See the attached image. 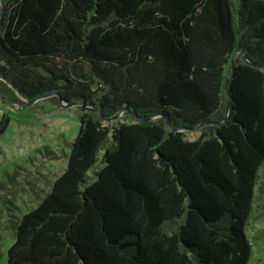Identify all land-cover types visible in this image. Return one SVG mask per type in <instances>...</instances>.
<instances>
[{"label": "trees", "instance_id": "16d2710c", "mask_svg": "<svg viewBox=\"0 0 264 264\" xmlns=\"http://www.w3.org/2000/svg\"><path fill=\"white\" fill-rule=\"evenodd\" d=\"M1 1L0 91L87 107L7 264H250L264 69L225 84L264 65V0Z\"/></svg>", "mask_w": 264, "mask_h": 264}, {"label": "rangeland", "instance_id": "374dc122", "mask_svg": "<svg viewBox=\"0 0 264 264\" xmlns=\"http://www.w3.org/2000/svg\"><path fill=\"white\" fill-rule=\"evenodd\" d=\"M82 111L78 105L61 106L57 94L26 105L0 99V119L3 114L11 119L0 136V264H7L14 241L12 221L35 208L66 169ZM185 132L191 140L201 129ZM256 197L248 226L254 247L250 264H264V167Z\"/></svg>", "mask_w": 264, "mask_h": 264}, {"label": "water", "instance_id": "95a60500", "mask_svg": "<svg viewBox=\"0 0 264 264\" xmlns=\"http://www.w3.org/2000/svg\"><path fill=\"white\" fill-rule=\"evenodd\" d=\"M3 16H4V11H3V6H2V1L0 0V27H1V24H2V19H3ZM240 53H243L242 55V60L244 63L246 64H249V65H252L254 67H258V68H262L264 69V65L263 64H257V63H251L250 60H249V57H248V53L246 50H241V49H238L235 51V54L232 58V70H231V73L230 75L228 76V79H227V82L225 84V88H226V92H227V96H228V101H229V104H230V93H229V88H228V83L229 81L232 79V77L234 76V73H235V70H236V65H237V62H238V57H239V54ZM54 94H57L58 95V99H59V102L61 104V106H64V107H67V106H76V105H80L82 106V110H87V107H85L83 104L84 103H80V102H72V101H67L62 95L60 92H52L50 94H47V95H44L42 97H39V98H36L32 101H29V102H23V101H20V100H17V99H14V98H11L9 96H7L6 94H4L3 92L0 91V99L1 100H6V101H9L11 103H14V104H21V105H26V104H33L34 102L40 100V99H43V98H46V97H49L51 95H54ZM90 109V108H89ZM93 111H97L96 109H93ZM134 118H137L136 116H134ZM137 120H139L137 118ZM169 126H170V123H168ZM202 125H198V126H195V127H191V128H182L180 130H196V129H199ZM171 128V126H170ZM172 129V128H171Z\"/></svg>", "mask_w": 264, "mask_h": 264}]
</instances>
